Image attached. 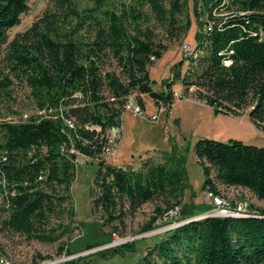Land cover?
I'll return each instance as SVG.
<instances>
[{
    "label": "trees",
    "instance_id": "obj_1",
    "mask_svg": "<svg viewBox=\"0 0 264 264\" xmlns=\"http://www.w3.org/2000/svg\"><path fill=\"white\" fill-rule=\"evenodd\" d=\"M83 1L91 5L51 0L10 39L9 29L20 24L30 0H0V96L10 95L18 82L38 111L21 121L0 120V224L48 242L71 230L78 154L97 163L91 209L100 211L103 226L124 224L128 212L158 198L165 206H156L143 229L155 227L175 206L182 205L179 219L202 214L213 206L197 212L183 202L190 186L184 157L147 158L134 168L108 160L105 149L112 130H122L132 94L144 109V94L169 107L177 78L216 112H247L264 128V0H201L211 29H201L200 0H193L199 19L195 52L185 72L183 60L173 68L163 92L154 90L150 68L169 47L152 25L163 28L169 41L180 39L191 26L189 0H132L119 10L108 8L109 0ZM195 153L205 175L202 189L221 195L219 183L244 186L264 199V146L200 138ZM65 214L70 220L58 224L62 232L49 228ZM132 264H264V207L255 216L189 220L148 245Z\"/></svg>",
    "mask_w": 264,
    "mask_h": 264
},
{
    "label": "rangeland",
    "instance_id": "obj_2",
    "mask_svg": "<svg viewBox=\"0 0 264 264\" xmlns=\"http://www.w3.org/2000/svg\"><path fill=\"white\" fill-rule=\"evenodd\" d=\"M78 2L80 7L91 5L83 0ZM129 2L132 0H109L107 7L119 10L123 3ZM50 5L51 0H30L29 10L22 15L20 24L9 29V38L12 39L18 32L28 28ZM198 10L199 18L203 22L201 29H203L207 7L201 0L198 3ZM188 14L191 18V26L186 34L175 41L167 39L163 28L155 23L152 25L158 35L157 38L162 39L169 47L150 68L152 85L157 92L165 91L166 80L173 78V68L182 60L180 71L185 72L188 59L181 48L182 43L186 41L194 47L197 44L196 32L199 30V19L194 11L193 0H189ZM171 90L174 94L173 104L169 107L163 105L159 110L153 98L144 94L143 114L135 113L131 109L125 110L122 116V133L120 134L118 130L111 132L114 143L119 139L116 142L117 151L106 158L119 166L131 164L132 167L139 168L142 161L147 158L163 161L164 157H184L190 186L185 192L183 202L191 206L195 205L194 209L197 212L204 211L206 205L213 206V197L202 189L205 175L203 167L196 158L197 140L213 138L228 142L231 139H238L245 143L264 146V128L257 127L247 112L237 116L216 112L195 96V87L185 88L181 78L172 82ZM29 94V89L17 82L13 85L10 95L0 96V120L21 121L28 115L38 112ZM128 102L137 103L136 93L129 97ZM156 115L158 118L154 120ZM96 168L95 160L78 154L77 175L72 186L77 221L72 223V229L58 241L48 242L29 238L24 234L5 229L0 224V259L5 260L0 264H72L73 260L77 261L76 264H132L142 257L148 245L154 244L169 229L177 226L182 205L175 220L167 215L162 216L158 218L159 223L155 227L143 229V225L155 216L156 206H165L162 198L143 204L134 213L128 212L124 224L103 226L99 218L100 211H96L95 214L91 209L90 188ZM212 174L214 175V172ZM219 189L222 195L232 201H247L253 204L256 211L259 207H264V199H260L247 187L219 183ZM193 191L195 196L192 198ZM212 209L213 207L198 215L202 217ZM69 220L66 214L62 219L53 218L49 228L54 226L58 228L57 233H60L64 228H59L58 224L60 222L67 224ZM114 226L118 227L117 231H114ZM128 243L132 247L127 246ZM61 244H64L63 249ZM119 247L121 253L115 252ZM101 251L106 252L102 255Z\"/></svg>",
    "mask_w": 264,
    "mask_h": 264
},
{
    "label": "built area",
    "instance_id": "obj_3",
    "mask_svg": "<svg viewBox=\"0 0 264 264\" xmlns=\"http://www.w3.org/2000/svg\"><path fill=\"white\" fill-rule=\"evenodd\" d=\"M216 10H217V8L214 9V13H216ZM211 26H212V22H211V20H209L208 13H207L205 27L207 29H211ZM181 48L183 49L184 54L187 58H189L191 56V54L195 52V47L186 41H184L182 43ZM175 94H178V92H175ZM183 98H185V97H183ZM126 109H131L135 113H138V114H143L145 112V109L142 108V106L139 103L131 104L128 102L126 104ZM161 109H162V107H159V110H161ZM157 118H158V115H156L153 119L156 120ZM68 122L70 124H72L71 121H68ZM121 133H122V131H120V134ZM118 140L119 139H116L115 141L117 142ZM116 142L114 143V138L111 136L110 145L105 149L106 157L113 155L117 151ZM85 157L91 160V158H89L87 156H85ZM209 193L213 197V209L211 210V212H208L207 214L202 216V218L206 217V216H255V215H257V211L254 210L253 208H251L250 204L247 201H232L222 194L221 195H215L212 192H209ZM179 213H180V206H175L166 215L168 217H172L175 220ZM189 220H190V218L179 219V221L177 222V226L180 224H183ZM4 261L5 260L3 258L0 259V262H4Z\"/></svg>",
    "mask_w": 264,
    "mask_h": 264
},
{
    "label": "water",
    "instance_id": "obj_4",
    "mask_svg": "<svg viewBox=\"0 0 264 264\" xmlns=\"http://www.w3.org/2000/svg\"><path fill=\"white\" fill-rule=\"evenodd\" d=\"M199 218H202V217H200V215H196V216L190 217V220L199 219Z\"/></svg>",
    "mask_w": 264,
    "mask_h": 264
}]
</instances>
